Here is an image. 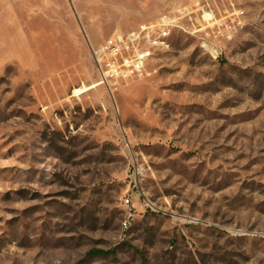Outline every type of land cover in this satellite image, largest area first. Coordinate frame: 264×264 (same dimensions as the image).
Masks as SVG:
<instances>
[{"label": "rangeland", "instance_id": "374dc122", "mask_svg": "<svg viewBox=\"0 0 264 264\" xmlns=\"http://www.w3.org/2000/svg\"><path fill=\"white\" fill-rule=\"evenodd\" d=\"M0 264H264V0H0Z\"/></svg>", "mask_w": 264, "mask_h": 264}, {"label": "built area", "instance_id": "2783aa9c", "mask_svg": "<svg viewBox=\"0 0 264 264\" xmlns=\"http://www.w3.org/2000/svg\"><path fill=\"white\" fill-rule=\"evenodd\" d=\"M170 25L157 21L128 32H118L92 48L102 83L114 93L120 83L142 76L150 61L169 47Z\"/></svg>", "mask_w": 264, "mask_h": 264}, {"label": "trees", "instance_id": "16d2710c", "mask_svg": "<svg viewBox=\"0 0 264 264\" xmlns=\"http://www.w3.org/2000/svg\"><path fill=\"white\" fill-rule=\"evenodd\" d=\"M92 253L103 254V255L110 254V252H104V251H93Z\"/></svg>", "mask_w": 264, "mask_h": 264}]
</instances>
